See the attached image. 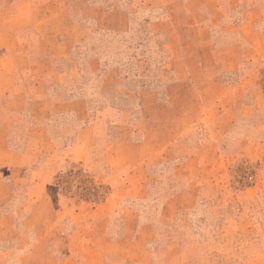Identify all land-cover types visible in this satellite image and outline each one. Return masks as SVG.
<instances>
[{
	"label": "rangeland",
	"instance_id": "374dc122",
	"mask_svg": "<svg viewBox=\"0 0 264 264\" xmlns=\"http://www.w3.org/2000/svg\"><path fill=\"white\" fill-rule=\"evenodd\" d=\"M0 264H264V0H0Z\"/></svg>",
	"mask_w": 264,
	"mask_h": 264
}]
</instances>
